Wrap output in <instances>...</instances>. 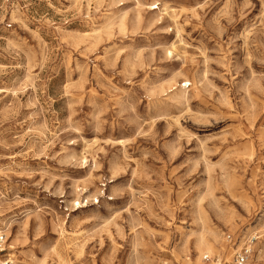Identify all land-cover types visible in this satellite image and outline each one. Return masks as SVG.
I'll use <instances>...</instances> for the list:
<instances>
[{
  "label": "rangeland",
  "instance_id": "1",
  "mask_svg": "<svg viewBox=\"0 0 264 264\" xmlns=\"http://www.w3.org/2000/svg\"><path fill=\"white\" fill-rule=\"evenodd\" d=\"M245 245L264 264V0H0V264Z\"/></svg>",
  "mask_w": 264,
  "mask_h": 264
},
{
  "label": "built area",
  "instance_id": "2",
  "mask_svg": "<svg viewBox=\"0 0 264 264\" xmlns=\"http://www.w3.org/2000/svg\"><path fill=\"white\" fill-rule=\"evenodd\" d=\"M251 249L249 245L243 246L239 251H237L233 257L229 260H224L222 263L217 261V264H247L248 257L250 256ZM206 261H211L212 258L209 255L205 257Z\"/></svg>",
  "mask_w": 264,
  "mask_h": 264
},
{
  "label": "bare ground",
  "instance_id": "3",
  "mask_svg": "<svg viewBox=\"0 0 264 264\" xmlns=\"http://www.w3.org/2000/svg\"><path fill=\"white\" fill-rule=\"evenodd\" d=\"M214 250L213 247H211L210 251Z\"/></svg>",
  "mask_w": 264,
  "mask_h": 264
}]
</instances>
